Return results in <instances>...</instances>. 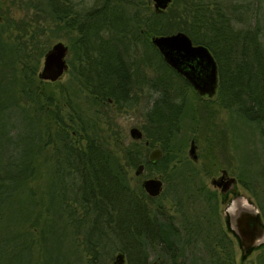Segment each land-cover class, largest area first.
Returning <instances> with one entry per match:
<instances>
[{
	"label": "trees",
	"instance_id": "obj_1",
	"mask_svg": "<svg viewBox=\"0 0 264 264\" xmlns=\"http://www.w3.org/2000/svg\"><path fill=\"white\" fill-rule=\"evenodd\" d=\"M137 1L147 4L145 16L138 8L129 15L125 4H134L133 0H100L97 7L81 15L57 8V19L79 33L70 40V48L80 58H92L91 53H95V58L116 60L127 51L117 42L123 45L124 37H137L139 33L144 49L153 48L163 61L159 64L145 56L146 65L154 72L148 85L157 95L146 111L143 137L125 148L124 154L130 167L144 164L140 178L152 176L153 170L163 175L167 188L172 190L174 201L169 204L174 206L175 215H165V204L155 203L159 196L149 195L142 180L137 187L130 185L127 169L113 155L110 157L90 132L93 129L88 114L85 116L77 109L69 110L67 117L60 113L57 98L46 88L51 82L37 75L41 58L49 49L45 29L37 21L33 24L3 17L0 28L7 30L0 31V148L13 144L18 147L21 141H29V134H24L23 129L32 124L27 128L33 136L38 134L39 141L45 134L50 142H56L57 138L63 145L65 165L77 174V182L74 186L68 184L67 176L54 175L63 183L61 191L46 204L47 209L37 212L35 194L25 186L34 177L30 175L31 146L23 149L19 157L0 150V264H65L68 259L63 252L65 235L82 236L74 244L78 247L82 242V252L88 255L89 264H104L114 251L123 252L127 264H160L158 237L174 236L165 241L170 255L179 254L171 255L172 261L190 264L191 192L187 194V190L191 186L192 264H235L234 243L219 215L220 194L208 189L201 177L195 183L199 172L205 176L212 174L218 161L211 154L204 155L206 165L192 166L191 178L190 161L179 155L187 141L184 134L179 135L182 123L192 113V105L187 103L183 92L192 85L164 61L150 36L183 30L194 43L207 45L218 63V103L258 127L264 123V43L260 38V16L241 11L232 17L223 0H172L168 10L161 11L151 7L152 0ZM237 21L249 24L237 27ZM104 32L107 39L103 38ZM93 63L79 62L76 68V78L89 95V105L103 104L107 97L115 105L130 103L133 72L143 83L142 67L136 65L128 78L120 69V62ZM163 71L168 73L165 77ZM74 124L78 127L77 135L73 136L69 130ZM53 125L58 127L55 129ZM14 132L20 134L16 136ZM193 137L198 140L196 133ZM79 138L86 140L84 146H76L72 141ZM153 146L163 150L155 162L144 153ZM183 162L188 165L181 167ZM237 178L254 194V183L248 175L239 172ZM22 193L24 199L20 197ZM173 245L178 248L173 249ZM68 264L79 261L70 258Z\"/></svg>",
	"mask_w": 264,
	"mask_h": 264
},
{
	"label": "rangeland",
	"instance_id": "obj_2",
	"mask_svg": "<svg viewBox=\"0 0 264 264\" xmlns=\"http://www.w3.org/2000/svg\"><path fill=\"white\" fill-rule=\"evenodd\" d=\"M133 1L134 4H125L128 8L129 15L131 16L135 8H138L145 16L147 13V4L140 3L137 0ZM223 1L227 13H230L232 17L240 14L241 11H246L248 13L253 12L260 16V30L262 31L260 38L264 43V0ZM99 2L100 0H0V15L7 19L15 18L16 20L22 19L24 21H30L33 24L37 21L36 23L45 29L46 35H44V38H48V45L51 47L57 41H63L65 44H69L70 40H72L73 37H77L79 34L75 29H72L66 24L58 21L57 16L59 15L57 8L71 12V14L77 12L81 15L91 8L97 7ZM150 5L154 8L153 1ZM67 6H69V9ZM166 10L168 9L166 8ZM235 20L237 19L235 18ZM236 24L237 27H241L249 23L237 21ZM138 31L142 33L141 29ZM138 34L139 33L136 34L137 37H134L133 35H129L127 38L124 37V39H122L123 45L122 43L117 42V44H120L119 46L126 47L127 51L125 53L123 52L124 54L122 56L126 59L144 60L145 62H148L145 58L147 55L152 58L153 62L161 64L163 61L153 48L144 49V44L140 40L141 37ZM103 38H108L107 33H103ZM43 57L41 58V65ZM66 57L69 60L68 70L58 80L50 81L51 84H47L48 86L46 88L51 90L53 95L57 98V103L61 106L60 113H63L65 117H67L69 110L73 109H77L78 112L84 114L85 116L88 114L92 122L91 129H93L90 130V132L94 133L95 139L100 147L109 152L111 155L110 157L113 155L114 160L117 159L120 164L127 169L128 177L130 178V185L132 187H137L142 178L139 177L140 175L135 174L136 167L133 168L127 164L124 150L128 146H131L133 141H135V139L130 135V128L137 126L142 129V126L146 124V111L149 107L150 100L157 95V92L155 90H151L148 85V78L149 76H152L154 72L148 67V65H146L147 63L145 62H137L136 64L135 62H128L132 65L130 67L132 72L134 71V68H136V65L141 66L145 78L142 83V81H139L140 78L135 76L136 72H133L134 75L131 84L132 98L129 100L130 103L127 105H115L109 102H104L103 104L91 106L88 103L89 95L87 91L83 88L81 80L76 78V68L79 65V62H74V60L80 57L76 56L71 49ZM94 64H97V62H94L93 65ZM167 74V72L163 71L162 75L165 77ZM141 75L142 72L140 75L138 74V76ZM183 93L187 96V103L192 105V113L190 114H193L194 118L190 115L189 117H186L182 123V129L179 135L184 134L187 141L183 152L179 155L182 158L189 160L188 150L190 146V139L191 136L193 137L196 133V135H198L196 144L198 146L197 152L199 154V159L196 162L192 160V166L195 168H201L206 165L204 155L208 154H211V156L218 161V167L212 174L205 176L203 172H199V174L196 175L197 178L195 183H199L201 177L207 188L213 189L214 186L211 183V179L218 176L222 169H226L231 176H237L239 172H242L253 180L254 194L239 183L236 185V188H238L240 195L237 194L239 197H237L233 203L238 200L243 203H264V123L256 127L252 124H248L244 118H240L237 115L230 113L225 107L218 103L217 93L211 97L208 95H200L193 87L187 88ZM29 126L31 128L33 125L28 124V126L23 129L24 134H29V141L27 139V142L21 141V145L18 147L13 144L5 149L0 148V150L2 152L5 150L4 152H7V154L12 152L14 155L13 157H19L22 156L23 149L28 148L29 145L31 146V152H34L35 147L37 148L35 151L38 152V160L37 162L35 161V164L32 163V169L36 171V174H34L33 178L29 179L25 186L28 188V191L35 194V199L38 201L36 202L38 209L37 212H41L42 210L47 209L46 204L50 203V201L52 202V198L56 197V195L58 196V193L61 191V185L63 183L60 178H56L54 175L60 174L63 163H56L50 158V156L55 153L52 150H54L57 144L61 143L57 138L55 139L56 142H50L48 138L49 136L45 134L43 136V140L39 141L38 134L36 133L33 136L32 131L27 128ZM53 127L56 129L58 125H53ZM77 127L78 125H73V128L69 130L70 135L74 136L73 132L76 134L75 129ZM18 133L14 132L13 134L18 135ZM30 136L31 138L33 137V139H30ZM72 141L75 144H78L76 146L80 147L86 144V140L81 138ZM212 143L219 146L213 147ZM40 144L42 149H39L38 147ZM151 148L144 153L148 155ZM211 149L213 154L212 152L209 153ZM188 164L191 165L190 163ZM188 164L187 162H183L180 166L186 167ZM69 169L70 168L64 164V171L66 172L63 171V175L67 176V182H69L68 184H73L75 186L77 182V174L70 172ZM151 175L158 176L163 180V194L159 196L155 203L165 204L166 216L175 215L174 206L170 207L169 204L171 201H174V197L171 194L172 190L167 188V182L164 180L163 175L156 170H153ZM53 188H55V191ZM179 191L181 192L182 190L180 189ZM190 192L191 188L190 191L189 189L187 190V194ZM236 192L238 193V191ZM53 194L55 195L52 196ZM23 195V193L20 194L22 199H24ZM229 196L230 195L227 196V199ZM219 198L221 202L220 212L224 213L223 208L227 199L224 198V200H222L221 196ZM41 199H43L44 202H41ZM15 204L18 206L20 201ZM32 220L34 222L35 218L33 217ZM34 230L35 233H38L37 229ZM81 237V235H79V237L65 235L63 252L68 258L65 264H68V260L70 258L78 259L79 264H89L87 262L88 255L85 254V252H82V242L78 245V247L74 244V242L79 243ZM234 248L235 251L238 252V246L236 247V245H234ZM51 250L55 253V251H53L54 249ZM118 252L119 251L112 252L109 257L106 258L104 264H113V259H115ZM36 253L35 256L38 257V254ZM204 254L206 256L205 258L208 260V255L206 253ZM31 262L33 263V261ZM124 264H127L126 256Z\"/></svg>",
	"mask_w": 264,
	"mask_h": 264
},
{
	"label": "water",
	"instance_id": "obj_3",
	"mask_svg": "<svg viewBox=\"0 0 264 264\" xmlns=\"http://www.w3.org/2000/svg\"><path fill=\"white\" fill-rule=\"evenodd\" d=\"M152 1L155 10L161 11L165 10L172 0ZM151 41L162 54L164 61L178 73L182 74L190 82L195 91L200 95H208L210 97L216 94L219 83L218 63L207 45L194 43L188 33L183 30L167 34H154L151 36ZM67 51L68 45L63 41L55 42L44 54L43 62L38 72L39 78L48 81H56L61 78L68 70V62L66 61ZM130 135L135 140H139L143 137V131L139 127L133 126L130 128ZM148 143L149 141H146V144ZM188 153L194 161H198L197 144L194 139L190 142ZM162 154L163 151L160 147H154L149 152L148 157L151 161L155 162L160 159ZM143 172L144 164L140 163L135 169V174L140 175ZM235 182L236 178L228 175L227 170H223L220 176L211 179V183L214 186H223V191L230 189L234 186ZM142 185L151 196H158L163 190V180L158 176L144 178ZM247 206L251 213V224L256 229L261 228L258 216L251 206ZM254 239L252 238L246 246V254L251 250ZM124 259V253L118 252L115 256V264H124Z\"/></svg>",
	"mask_w": 264,
	"mask_h": 264
},
{
	"label": "flooded vegetation",
	"instance_id": "obj_4",
	"mask_svg": "<svg viewBox=\"0 0 264 264\" xmlns=\"http://www.w3.org/2000/svg\"><path fill=\"white\" fill-rule=\"evenodd\" d=\"M1 9V8H0ZM3 20V16L0 15V21ZM5 30H7V28H0V31L1 32H4ZM141 32H143V30L141 29ZM97 39H100V38H97ZM68 45V51H67V54L66 56L68 55V52L69 50L71 49L70 48V43L67 44ZM50 48V47H49ZM123 55V52L122 54H119V56H122ZM91 56L92 58H78L76 60H74V62H120V69H123L124 71V74L128 77L130 75V72H131V64H129L128 62H145L144 60H134V59H126L124 58L123 56L120 57V58H117L116 60H111V59H98V58H95V53H91ZM66 61L69 62V60L67 59L66 57ZM104 102H109V103H112L113 104V100L111 97H107L106 100H103V103ZM73 134H75L73 132ZM192 139L195 140L196 142V139L193 138L191 136V139H190V142L192 141ZM146 143V142H145ZM39 149H42V146H38ZM44 147V145H43ZM154 148V146L152 147ZM151 148V149H152ZM35 150L37 149L36 147L34 148ZM150 149V151H151ZM162 149V148H161ZM197 149H198V146H197ZM33 152L32 155H30V162L31 163H34L35 164V161L37 162L38 160V152L35 151ZM52 151H56V153H54V155L50 156V158L52 160H54L56 163H63V167H62V170L60 172V174H63V171H64V164L66 163V157L64 154H62L63 152V145H58L54 148V150ZM163 151V150H162ZM149 156V154H148ZM199 156V154H198ZM189 160H190V166H191V170H190V173H191V178H192V157L189 155ZM194 161V160H193ZM196 162V161H194ZM223 170H226V169H222L221 173L218 175L220 176L223 172ZM66 172V171H64ZM228 173V171H227ZM34 174H36V171L33 170L31 171L30 175L31 176H34ZM141 175V174H140ZM228 175H230L228 173ZM216 176V177H218ZM231 176V175H230ZM236 178V182L234 184V186H232L230 189H228L227 191H223L222 190V187H217V186H214V190H216L220 196L222 197V200L223 198L227 199V196L230 195L224 205V208H223V212H220V204L221 202H219V215L221 217V221H223V224L225 225L226 227V231H227V234L228 236L232 239L234 245H236V247L238 246V252L235 251V248H234V252H233V255H234V261H235V264H264V203H257V202H248L247 204L246 203H243V202H237V203H233V201L235 199H237V197H239L240 195V192L238 190V188H236V185L239 184L238 182V178L237 176H234ZM214 178V177H213ZM143 181V179H142ZM192 182V180H191ZM192 185V183H191ZM238 191V193L236 192ZM162 193V192H161ZM239 194V195H237ZM161 195V194H160ZM158 195V196H160ZM230 198V199H229ZM190 224H191V233L188 237L189 239V263L192 264V186H191V195H190ZM251 206L253 211L256 213V215L258 216L259 218V223L261 224V228H254L253 225L251 224V220H250V211L248 210V206ZM170 238H175L174 236H165V235H161L158 237L159 239V248H160V251H161V255L159 256V259H160V264H172V256L173 255L174 257H178V252H175L176 253V256H175V253H172L170 255V252H168V248L169 246L165 244V241L166 239H170ZM252 238H255L254 239V244L252 245V248L251 250L246 254L245 253V249H246V246L250 243L251 239ZM172 248H178V246L176 245H173ZM179 251V249H178ZM237 254V256H236ZM180 259V257L178 258ZM248 262V263H247ZM174 264H177V263H180L179 262H173ZM113 264H115V259H113Z\"/></svg>",
	"mask_w": 264,
	"mask_h": 264
}]
</instances>
